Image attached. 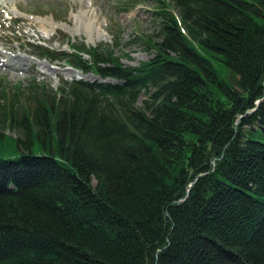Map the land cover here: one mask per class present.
Returning a JSON list of instances; mask_svg holds the SVG:
<instances>
[{
	"label": "trees",
	"instance_id": "16d2710c",
	"mask_svg": "<svg viewBox=\"0 0 264 264\" xmlns=\"http://www.w3.org/2000/svg\"><path fill=\"white\" fill-rule=\"evenodd\" d=\"M158 2L148 61L0 86V264H264V0Z\"/></svg>",
	"mask_w": 264,
	"mask_h": 264
},
{
	"label": "rangeland",
	"instance_id": "374dc122",
	"mask_svg": "<svg viewBox=\"0 0 264 264\" xmlns=\"http://www.w3.org/2000/svg\"><path fill=\"white\" fill-rule=\"evenodd\" d=\"M159 6L158 0H0V64L10 56V60L32 64L17 75L0 70L6 100L16 93L14 99L27 107L25 90L30 84L56 91L63 82L99 80L92 73L69 76L71 68L65 62L37 59L31 56L34 49L30 45L65 54L71 53L72 46L105 47L112 49L114 58L125 66H137L153 58L155 52L145 41H159ZM222 65L217 63L220 73ZM0 132L17 135L2 124Z\"/></svg>",
	"mask_w": 264,
	"mask_h": 264
},
{
	"label": "bare ground",
	"instance_id": "6f19581e",
	"mask_svg": "<svg viewBox=\"0 0 264 264\" xmlns=\"http://www.w3.org/2000/svg\"><path fill=\"white\" fill-rule=\"evenodd\" d=\"M1 54L2 53H0V55ZM1 57H3V56H1ZM10 57H4V58H7V59H6L5 62L0 64V70L1 71L7 72L8 74H11V75H14V74L17 75V73H19L20 71H25L28 68H32V64L31 63H27L26 61H23V60H10ZM43 62L46 63V61H43ZM16 63H18L19 65L17 66ZM28 65H29V67L27 68ZM70 73L75 74L74 76H76V75L78 76L79 75L78 72H76V71H74L72 69L69 70V72L67 74L69 76H71Z\"/></svg>",
	"mask_w": 264,
	"mask_h": 264
},
{
	"label": "water",
	"instance_id": "95a60500",
	"mask_svg": "<svg viewBox=\"0 0 264 264\" xmlns=\"http://www.w3.org/2000/svg\"><path fill=\"white\" fill-rule=\"evenodd\" d=\"M258 105V104H257ZM252 112H254V110H252V111H250V112H248V113H246V114H249V113H252ZM191 186V184L189 185V187ZM189 191V189L187 190V192Z\"/></svg>",
	"mask_w": 264,
	"mask_h": 264
}]
</instances>
